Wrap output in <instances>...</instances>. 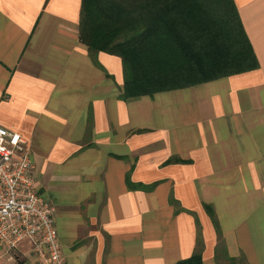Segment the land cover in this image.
<instances>
[{
    "label": "crops",
    "instance_id": "0c3cea01",
    "mask_svg": "<svg viewBox=\"0 0 264 264\" xmlns=\"http://www.w3.org/2000/svg\"><path fill=\"white\" fill-rule=\"evenodd\" d=\"M233 2L257 69L126 98L121 58L80 41L82 0H0V127L63 264H264V0ZM0 264L44 261L25 240Z\"/></svg>",
    "mask_w": 264,
    "mask_h": 264
},
{
    "label": "trees",
    "instance_id": "16d2710c",
    "mask_svg": "<svg viewBox=\"0 0 264 264\" xmlns=\"http://www.w3.org/2000/svg\"><path fill=\"white\" fill-rule=\"evenodd\" d=\"M79 38L121 58L126 98L258 68L233 0H82ZM176 264H203L201 251Z\"/></svg>",
    "mask_w": 264,
    "mask_h": 264
},
{
    "label": "built area",
    "instance_id": "2783aa9c",
    "mask_svg": "<svg viewBox=\"0 0 264 264\" xmlns=\"http://www.w3.org/2000/svg\"><path fill=\"white\" fill-rule=\"evenodd\" d=\"M32 171L25 138L0 127V248L11 255L27 240L44 264H63L55 209L38 194Z\"/></svg>",
    "mask_w": 264,
    "mask_h": 264
}]
</instances>
